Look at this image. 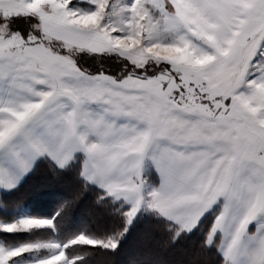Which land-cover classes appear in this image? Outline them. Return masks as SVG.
<instances>
[{
    "label": "snow or ice",
    "instance_id": "obj_1",
    "mask_svg": "<svg viewBox=\"0 0 264 264\" xmlns=\"http://www.w3.org/2000/svg\"><path fill=\"white\" fill-rule=\"evenodd\" d=\"M32 2L0 8V187H15V167L46 157L65 168L82 153L80 176L129 205L126 225L143 200L178 239L219 205L203 247L220 233L223 264L244 252L264 264V0ZM37 221L53 227L23 219L12 232ZM70 246L24 245L7 264H45L62 248L76 264Z\"/></svg>",
    "mask_w": 264,
    "mask_h": 264
},
{
    "label": "trees",
    "instance_id": "obj_2",
    "mask_svg": "<svg viewBox=\"0 0 264 264\" xmlns=\"http://www.w3.org/2000/svg\"><path fill=\"white\" fill-rule=\"evenodd\" d=\"M13 26L24 30L27 24L20 18ZM84 63L88 67L91 61ZM82 159V154L78 155L65 168L42 159L20 186L9 191L0 188V217L10 221L25 209L33 216L52 219L53 232L63 243L79 234L93 237L96 244L67 249L76 264H223L216 244L203 247L216 208L205 214L207 218L200 225L178 239L174 235L178 230L158 212L143 211L132 224L126 225L123 212L129 205L104 197L103 190L85 184L80 176ZM149 176L154 179L153 174ZM36 233L37 230L0 232V237L15 243L29 240ZM113 240L119 242L114 250Z\"/></svg>",
    "mask_w": 264,
    "mask_h": 264
},
{
    "label": "rangeland",
    "instance_id": "obj_3",
    "mask_svg": "<svg viewBox=\"0 0 264 264\" xmlns=\"http://www.w3.org/2000/svg\"><path fill=\"white\" fill-rule=\"evenodd\" d=\"M44 2V0H33L32 4L28 5L29 8H35L37 5H39L40 3ZM74 2H78V0H74ZM0 8L5 9L6 11H23V9L20 7V3L19 0H0ZM25 27V26H24ZM1 137V135H0ZM153 183L152 186H154L155 184V180L151 179ZM9 191V190H7ZM147 204V203H146ZM144 210H141L137 213V215L135 216V218L133 219V221L139 216V214L143 211H145L146 213H151V212H156L155 210H152L150 205H146V207L143 208ZM157 213V212H156ZM23 219H48V218H39L36 216H33L30 212L26 211L25 209L22 210L21 213H19V215L17 217H15L13 220H5L3 218L0 217V227H6L8 229L9 233H15L12 232V229L14 227L17 226L18 222L20 220ZM48 220H52V219H48ZM53 221V220H52ZM35 224L37 225L36 227H34L31 230H37L36 236L34 234H32L29 237V240L26 241H21L19 240V242H8L5 240L4 237H0V243H3L9 247H11L13 250L3 253L2 255H0V264H7V261L13 257V256H18L20 254V252L24 251V245H29V244H38V243H51V244H60V245H86V244H96L97 241L91 236H85L83 234H79L76 238H74L73 240H66L64 243L59 241L55 235V233L53 232L54 227H43V228H39L38 224L39 222H35ZM29 227H33L32 224L28 225ZM30 231V230H28ZM39 231V232H38ZM2 233V231H0ZM17 232H23V231H17ZM114 241V240H113ZM218 242L219 239H216L214 241V245L218 250ZM106 245H108L107 243H105ZM71 246V247H72ZM3 250L0 249V252H2ZM69 254V253H68ZM220 254V253H219ZM221 256V254H220ZM222 257V256H221ZM223 258V257H222ZM65 259V252L63 250V248L61 249V251L56 254L51 256L46 262L45 264H62V261ZM69 264H72V261H69Z\"/></svg>",
    "mask_w": 264,
    "mask_h": 264
},
{
    "label": "crops",
    "instance_id": "obj_4",
    "mask_svg": "<svg viewBox=\"0 0 264 264\" xmlns=\"http://www.w3.org/2000/svg\"><path fill=\"white\" fill-rule=\"evenodd\" d=\"M0 135H1L0 139H2L4 134L2 132H0ZM80 154H82V153H76V156H78ZM82 157H83V154H82ZM42 159H48V158H46V157H40V158L36 159L35 162L33 164H31V167L28 170H21V168H19V167L13 168L12 171H11V176H12V179H13V183L15 184V187L11 188L10 190H13V189L17 188L18 186H20L23 183V181L27 178V176L34 170V168L36 167V165ZM149 174H153L154 175V180H155L154 186H157L159 184V177L155 173H153V172L150 171L148 173V176H147V180H148V182H149L150 185H153V183H151L152 180H151V178H150L151 176H149ZM93 185H95L98 188H100L96 184H93ZM0 188H2V187H0ZM2 189L9 190V189H5V188H2ZM100 189L103 190L102 188H100ZM118 191L121 192V194H126V195H128L130 197H134V194H133L132 190L127 185H121L118 188ZM134 199H136V198L134 197ZM138 199H141L142 200V198H138ZM146 203H147L146 201H143L142 200L141 209H143L144 207H146V205H147ZM218 207H219V205H216L214 208L218 209ZM159 214L162 216V213H159ZM254 229H255V225H250L249 230L250 231H253ZM216 239H219V242H218V250H219V245L221 244L222 234L217 233V236H216L215 240ZM219 253L223 257L222 252L220 250H219ZM238 264H252L250 252H244V253H242L241 254V257H240V259L238 261Z\"/></svg>",
    "mask_w": 264,
    "mask_h": 264
}]
</instances>
